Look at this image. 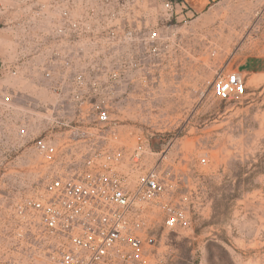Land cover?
Instances as JSON below:
<instances>
[{
  "label": "rangeland",
  "instance_id": "374dc122",
  "mask_svg": "<svg viewBox=\"0 0 264 264\" xmlns=\"http://www.w3.org/2000/svg\"><path fill=\"white\" fill-rule=\"evenodd\" d=\"M163 1L77 0L66 8L29 0L10 8L12 29L26 33L11 50L16 56L25 44L41 72L27 76L36 78L28 86L19 68L0 71V264L19 257L14 205L42 191L51 171L36 138L52 134L61 156L62 132L101 126V110L128 146L143 134L156 149L168 147L159 168L183 177L169 205L184 208L190 225L169 228L173 210H148L155 243L132 264H264V0H224L196 19L176 11L171 22ZM121 16L138 32L159 29V50L118 42V22L129 23ZM221 70L242 73L247 92L230 102L216 98L210 81ZM77 73L82 88L72 86ZM156 158L146 155L143 169ZM34 255L21 261L39 264Z\"/></svg>",
  "mask_w": 264,
  "mask_h": 264
},
{
  "label": "built area",
  "instance_id": "2783aa9c",
  "mask_svg": "<svg viewBox=\"0 0 264 264\" xmlns=\"http://www.w3.org/2000/svg\"><path fill=\"white\" fill-rule=\"evenodd\" d=\"M12 1L13 4L9 0H0V19L9 16L7 14L14 4L28 3L29 0ZM60 1L66 8L77 2ZM58 3L59 0H50L51 6ZM160 9L163 18L171 22L176 12L175 0H164ZM69 12L67 9L62 11L70 22L74 19ZM121 18L129 23L128 27L122 28L118 22V42L142 40L148 52L159 50L154 46L161 39L159 29L151 28L141 33L137 26L133 27L130 18ZM6 19L15 21L10 16ZM52 52L57 54L56 50ZM15 68L17 70L19 66L14 64L7 69ZM43 72L49 78L53 75L50 69ZM114 76L118 77L119 72ZM210 84L214 96L225 102L247 92L245 76L238 71L221 70ZM84 85V74L77 73L72 86L82 88ZM5 97L10 99L8 95ZM74 97L77 101L84 98L83 95ZM96 120L101 126L73 127L62 132L65 136L61 156L58 154L59 144L52 134L36 138V149L48 159L51 171L42 191L14 205L19 257L13 263L10 260L11 264H23L21 259L26 260L32 253L39 264H132L140 258L145 246L155 243L145 226L148 210H173L166 220L169 228L190 225L184 208H170L169 205L183 177H179L173 167L159 168L167 159L168 147L155 150L143 134L137 135L136 143L131 146L123 143L113 123L114 118L107 110H101ZM146 155L157 158L144 170L142 160Z\"/></svg>",
  "mask_w": 264,
  "mask_h": 264
},
{
  "label": "crops",
  "instance_id": "0c3cea01",
  "mask_svg": "<svg viewBox=\"0 0 264 264\" xmlns=\"http://www.w3.org/2000/svg\"><path fill=\"white\" fill-rule=\"evenodd\" d=\"M176 1V13L179 15L180 19L186 20L187 17L193 19L199 18L205 15L207 12L211 11L213 8L217 7L224 0H175ZM10 20L6 18L0 19V71L10 72L7 68L9 66H14L17 58L21 59L19 66V72L21 76L24 77L23 85L28 84V86H36V78H29L27 76H33L34 74H39L41 72V65L39 63V58H28L27 46L22 43L21 50L15 56V53L11 50L14 46V39H22V36L26 34L19 30L12 29L9 24ZM14 25V24H13ZM51 64V62H50ZM49 64V65H50ZM51 67V66H50ZM48 69V68H47ZM50 69V68H49ZM51 70V69H50ZM51 77V76H50ZM40 80V79H39ZM37 80V81H39ZM56 81L54 78H50V83ZM33 82V83H32ZM1 87V86H0Z\"/></svg>",
  "mask_w": 264,
  "mask_h": 264
},
{
  "label": "water",
  "instance_id": "95a60500",
  "mask_svg": "<svg viewBox=\"0 0 264 264\" xmlns=\"http://www.w3.org/2000/svg\"><path fill=\"white\" fill-rule=\"evenodd\" d=\"M157 147H158L157 149H156V147H153V148H154L155 150H159V145H157Z\"/></svg>",
  "mask_w": 264,
  "mask_h": 264
}]
</instances>
